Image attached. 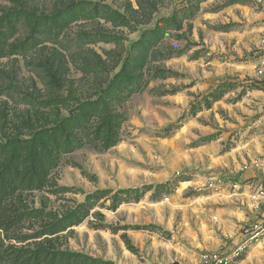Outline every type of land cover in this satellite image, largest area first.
<instances>
[{"label":"rangeland","instance_id":"1","mask_svg":"<svg viewBox=\"0 0 264 264\" xmlns=\"http://www.w3.org/2000/svg\"><path fill=\"white\" fill-rule=\"evenodd\" d=\"M263 57L264 0H0V167L47 168L0 252L264 264Z\"/></svg>","mask_w":264,"mask_h":264},{"label":"trees","instance_id":"2","mask_svg":"<svg viewBox=\"0 0 264 264\" xmlns=\"http://www.w3.org/2000/svg\"><path fill=\"white\" fill-rule=\"evenodd\" d=\"M22 149L6 165L0 167V230L7 236L11 230L24 220V214L14 209L16 197L25 190H41L47 183V168L44 161L45 145H33V141L17 140ZM30 142V143H29ZM28 162L24 164L25 160ZM133 190H123L131 193ZM118 203L113 200L112 208ZM0 233V246H3ZM18 238V236H15ZM37 242L27 249L1 247L0 262L3 264H79L78 256L59 254L50 243V239ZM74 255V258H72ZM111 264V262H105Z\"/></svg>","mask_w":264,"mask_h":264},{"label":"built area","instance_id":"3","mask_svg":"<svg viewBox=\"0 0 264 264\" xmlns=\"http://www.w3.org/2000/svg\"><path fill=\"white\" fill-rule=\"evenodd\" d=\"M257 73L261 76L264 75V57L258 62ZM211 186H213V183H211ZM234 186L237 187L238 185ZM262 195L264 197V190ZM247 239V242L254 240L255 243H263L264 245V224L257 226V229ZM233 259V256L230 255L211 254L205 256L202 264H232Z\"/></svg>","mask_w":264,"mask_h":264},{"label":"crops","instance_id":"4","mask_svg":"<svg viewBox=\"0 0 264 264\" xmlns=\"http://www.w3.org/2000/svg\"><path fill=\"white\" fill-rule=\"evenodd\" d=\"M232 195H234L235 193H231ZM263 217H264V214H263ZM244 261H246V259H244L242 262H244ZM239 264H240V262H239ZM242 264V263H241Z\"/></svg>","mask_w":264,"mask_h":264},{"label":"water","instance_id":"5","mask_svg":"<svg viewBox=\"0 0 264 264\" xmlns=\"http://www.w3.org/2000/svg\"><path fill=\"white\" fill-rule=\"evenodd\" d=\"M173 264H179L178 262H176V263H173Z\"/></svg>","mask_w":264,"mask_h":264}]
</instances>
